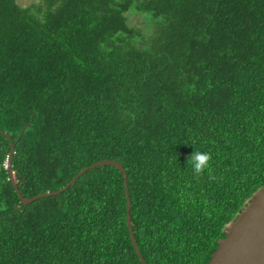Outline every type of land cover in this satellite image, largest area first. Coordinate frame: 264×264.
<instances>
[{
    "label": "trees",
    "instance_id": "trees-1",
    "mask_svg": "<svg viewBox=\"0 0 264 264\" xmlns=\"http://www.w3.org/2000/svg\"><path fill=\"white\" fill-rule=\"evenodd\" d=\"M3 133L25 198L117 161L147 264H208L264 187V0H0V264H142L121 171L24 206Z\"/></svg>",
    "mask_w": 264,
    "mask_h": 264
},
{
    "label": "water",
    "instance_id": "water-1",
    "mask_svg": "<svg viewBox=\"0 0 264 264\" xmlns=\"http://www.w3.org/2000/svg\"><path fill=\"white\" fill-rule=\"evenodd\" d=\"M4 135L11 141L12 144L6 168L8 169V172L12 178V183L16 188L21 203L24 206H29L30 204L40 199L60 195L61 193L67 191L73 185H75L77 181L91 169H95L101 166H115L119 171H121L124 176L127 192V221L132 243L141 263L147 264L139 249L132 227L129 184L127 180L128 176L124 167L120 163L113 160H104L97 162L91 167L83 169L71 182H69L61 190L40 194L33 198H25L21 193L16 181L14 180L13 156L15 152V144L12 142L9 135ZM225 234L226 236L219 241L218 248L212 254L211 260L208 264H264V187L260 188L247 201L242 211L232 222L227 225V227L225 228Z\"/></svg>",
    "mask_w": 264,
    "mask_h": 264
},
{
    "label": "clouds",
    "instance_id": "clouds-1",
    "mask_svg": "<svg viewBox=\"0 0 264 264\" xmlns=\"http://www.w3.org/2000/svg\"><path fill=\"white\" fill-rule=\"evenodd\" d=\"M210 156L207 153L194 152L190 158L194 174H200L209 167Z\"/></svg>",
    "mask_w": 264,
    "mask_h": 264
},
{
    "label": "rangeland",
    "instance_id": "rangeland-1",
    "mask_svg": "<svg viewBox=\"0 0 264 264\" xmlns=\"http://www.w3.org/2000/svg\"><path fill=\"white\" fill-rule=\"evenodd\" d=\"M42 0H19L20 4L22 5H29L35 2H40Z\"/></svg>",
    "mask_w": 264,
    "mask_h": 264
}]
</instances>
